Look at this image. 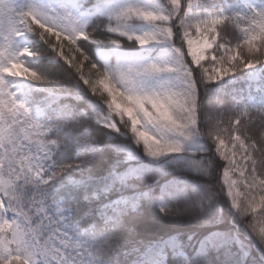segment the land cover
<instances>
[{"label": "snow or ice", "instance_id": "obj_1", "mask_svg": "<svg viewBox=\"0 0 264 264\" xmlns=\"http://www.w3.org/2000/svg\"><path fill=\"white\" fill-rule=\"evenodd\" d=\"M19 3L0 0V264H103L112 239L104 229L78 231L44 195L65 170L54 163L57 148L91 138L85 129L73 140L63 125L50 138L18 101L21 82L55 83L28 66L38 55L27 46L32 37L97 100L104 114L96 123L129 136L144 156L195 144L199 158L187 162L264 243V85L255 89L258 99L249 87L247 100L203 102L210 85L264 69V0ZM100 16L106 21L93 19ZM154 45H167L169 58L155 62L134 51Z\"/></svg>", "mask_w": 264, "mask_h": 264}, {"label": "trees", "instance_id": "obj_2", "mask_svg": "<svg viewBox=\"0 0 264 264\" xmlns=\"http://www.w3.org/2000/svg\"><path fill=\"white\" fill-rule=\"evenodd\" d=\"M119 2L122 0H92V5L104 8ZM136 2L153 7L157 0ZM26 3L38 4V0H20L19 6ZM27 46L38 53L27 61L28 66L55 83L21 82L18 101L25 103L37 123L50 129V138L56 139L64 131L62 125L71 129L73 140L82 137L85 129L91 138L90 145L57 148L54 163L65 170L45 186L44 195L65 210V219L78 231L104 229L112 237L103 264H149L141 256L148 247L150 264H264V243L230 210L224 194H210L209 177L187 162L199 158L195 144L186 143L184 152L155 160L144 156L129 136L96 123L104 114L101 106L43 42L32 37ZM134 51L155 62L168 59L171 52L167 45ZM90 59H98L95 48ZM244 75L236 73L237 83L231 85L242 89ZM231 85H210L203 102L214 106L217 101L238 98V90ZM48 93L60 98L50 103L53 98ZM70 179L90 183L64 187ZM116 197L124 202L100 209Z\"/></svg>", "mask_w": 264, "mask_h": 264}, {"label": "rangeland", "instance_id": "obj_3", "mask_svg": "<svg viewBox=\"0 0 264 264\" xmlns=\"http://www.w3.org/2000/svg\"><path fill=\"white\" fill-rule=\"evenodd\" d=\"M123 2H126V0H122L121 3H123ZM118 4H120V2ZM261 70H262V68L260 70H248V71L244 72L245 75L243 77V80L247 81V85L244 87L243 90H239L238 92H236V94H237L236 96L239 97L242 94V91H244V90L246 92H248L249 87H251L253 92H255V89L257 87H259L261 85H264V73H262ZM237 78H238L237 76L236 77L232 76V77L225 78L224 80L218 81V82H225V83H228V84H230V83L233 84V83H235L237 81ZM226 198H227V196H226ZM227 200H228V198H227ZM228 203H229V206H230V210L234 212V210L231 208V204H230L229 201H228ZM147 254H151L150 251H147L146 255ZM148 258L150 259V257H148Z\"/></svg>", "mask_w": 264, "mask_h": 264}]
</instances>
